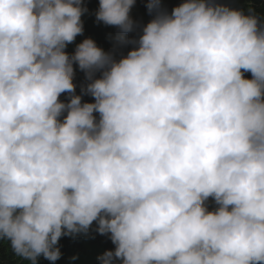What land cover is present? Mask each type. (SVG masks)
<instances>
[{
  "label": "clouds",
  "instance_id": "obj_1",
  "mask_svg": "<svg viewBox=\"0 0 264 264\" xmlns=\"http://www.w3.org/2000/svg\"><path fill=\"white\" fill-rule=\"evenodd\" d=\"M134 3L95 11L117 59L66 51L83 0H0V241L55 262L95 222L99 264H264V6L148 0L130 38Z\"/></svg>",
  "mask_w": 264,
  "mask_h": 264
},
{
  "label": "trees",
  "instance_id": "obj_2",
  "mask_svg": "<svg viewBox=\"0 0 264 264\" xmlns=\"http://www.w3.org/2000/svg\"><path fill=\"white\" fill-rule=\"evenodd\" d=\"M168 6L167 9H171L177 4L183 2V0H167ZM220 3H227L234 7H245L249 3L251 6L255 7L258 11L261 10L264 6V0H218ZM83 3L87 6L88 10H96L99 7V0H83ZM148 0H135L134 6L139 7L145 12H148L147 9ZM84 22V32L82 35H78L76 40L67 45L66 51L71 54L74 52L75 47L86 37H92L98 46L102 47L105 51L115 50L116 58L118 59L121 55H126L127 52L134 46L132 44L127 45H118L117 43V33L114 28L105 25L103 22H98L96 17H88L83 20ZM136 28L132 33H129L130 38H138L141 34V29L144 24L148 21H135ZM75 68V77L74 83L76 84V94H81V85L85 84V74L81 71L78 66L74 65ZM247 77L250 78L251 73H245ZM60 99L67 102L69 96L67 93H63L60 96ZM94 98L90 95H83V101H92ZM98 117V114H96ZM209 210H212L215 207L214 201L211 198L208 201ZM96 224L93 223L89 234L83 235L78 234L76 236H62L59 240V247L61 250V257H65L71 253H85L84 249L88 244H96L102 246L105 250L114 249L115 245L110 240L109 236L101 235L95 231ZM53 262L45 259L43 256L39 258L38 264H52ZM0 264H26V262L15 257L10 250V245L7 242L0 241ZM89 264H99V260L90 261Z\"/></svg>",
  "mask_w": 264,
  "mask_h": 264
},
{
  "label": "rangeland",
  "instance_id": "obj_3",
  "mask_svg": "<svg viewBox=\"0 0 264 264\" xmlns=\"http://www.w3.org/2000/svg\"><path fill=\"white\" fill-rule=\"evenodd\" d=\"M161 4L163 7L167 8L166 6H168L169 3L167 0H161ZM96 10H88V12L82 16V20L88 17H95ZM130 15L134 21H149L152 18L149 12H145L137 6H133ZM110 27L114 28L116 31H119L116 26ZM84 251L85 253H71L65 257H60L52 264H89L90 261L98 260L97 257L104 252V248L96 244H88L86 245ZM73 257H75V259H73Z\"/></svg>",
  "mask_w": 264,
  "mask_h": 264
}]
</instances>
